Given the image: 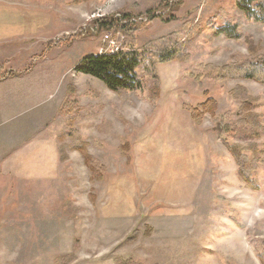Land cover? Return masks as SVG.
<instances>
[{
  "label": "rangeland",
  "instance_id": "374dc122",
  "mask_svg": "<svg viewBox=\"0 0 264 264\" xmlns=\"http://www.w3.org/2000/svg\"><path fill=\"white\" fill-rule=\"evenodd\" d=\"M224 14L245 39L213 34ZM127 25L139 48L178 34L188 57L119 95L74 68L122 51ZM252 52L264 25L234 0H0V264H264V83L223 74ZM210 98L220 125L198 126L184 105ZM249 115L260 137L233 136Z\"/></svg>",
  "mask_w": 264,
  "mask_h": 264
},
{
  "label": "trees",
  "instance_id": "16d2710c",
  "mask_svg": "<svg viewBox=\"0 0 264 264\" xmlns=\"http://www.w3.org/2000/svg\"><path fill=\"white\" fill-rule=\"evenodd\" d=\"M235 7L243 16L256 24L264 25V0H234ZM174 5L171 7L173 8ZM169 7V6H168ZM163 19V17H160ZM128 20V19H127ZM170 20H167L169 22ZM100 22V21H98ZM101 29L110 30L113 26L108 21L98 23ZM221 24V25H219ZM136 25H127L121 29L123 33L130 39V44L119 52L104 53L102 55H89L77 63L74 71L77 74L92 77L101 81L108 90L115 94L122 95L124 93L140 92L143 89V78H147L158 86V68L160 65L169 64L173 62H185L187 60V44L181 42L178 34L164 37L160 40L149 43L143 48H139L134 43ZM209 27L212 28L213 34L217 37H224L228 40L240 41L245 39L239 30V26L235 21L230 20L225 14L223 16L215 17L209 22ZM189 33L186 32L183 36L190 38ZM250 48L252 45L250 40H246ZM185 42V41H184ZM252 52V57L249 59L234 64L225 69V78L229 79H244L252 80L258 83H264V54L257 56ZM14 76V74H12ZM16 77V76H14ZM244 108L247 112H251L255 108L256 101L250 98L247 93L243 94ZM217 102L212 98L197 108L185 106L184 108L191 113L192 119L198 126L202 125L205 118H210L214 123L220 125L217 118ZM64 117V116H63ZM250 117L257 119L256 123L250 122ZM68 121V120H67ZM245 127L249 128L248 131ZM258 127H261L257 116L249 115L245 120L239 124L231 127L233 136L237 138L255 139L260 137ZM222 142L237 161L239 166L240 178L252 188H256V182L251 173L246 171L248 168L243 160V156L239 154L238 148L230 145L225 138ZM61 148V152L66 149ZM71 150H76L82 154L85 161L92 171L90 157L86 152L84 144H78L71 147ZM67 160L65 153L63 154V161ZM264 260V259H263ZM264 263V261H263Z\"/></svg>",
  "mask_w": 264,
  "mask_h": 264
},
{
  "label": "bare ground",
  "instance_id": "6f19581e",
  "mask_svg": "<svg viewBox=\"0 0 264 264\" xmlns=\"http://www.w3.org/2000/svg\"><path fill=\"white\" fill-rule=\"evenodd\" d=\"M113 53H115V52H113Z\"/></svg>",
  "mask_w": 264,
  "mask_h": 264
}]
</instances>
